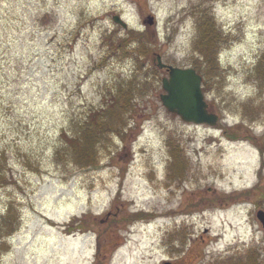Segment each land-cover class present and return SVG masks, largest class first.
<instances>
[{"label": "rangeland", "instance_id": "obj_1", "mask_svg": "<svg viewBox=\"0 0 264 264\" xmlns=\"http://www.w3.org/2000/svg\"><path fill=\"white\" fill-rule=\"evenodd\" d=\"M157 52L215 124L164 107ZM259 211L264 0H0V264H264Z\"/></svg>", "mask_w": 264, "mask_h": 264}, {"label": "water", "instance_id": "obj_2", "mask_svg": "<svg viewBox=\"0 0 264 264\" xmlns=\"http://www.w3.org/2000/svg\"><path fill=\"white\" fill-rule=\"evenodd\" d=\"M113 20L126 27V23L119 16L113 15ZM148 21L152 22L151 16ZM155 61L158 67H166L168 70V77L162 78L161 85L165 90L160 95L164 107L176 112L184 120L214 124L217 115L207 111V103L201 90V76L193 68H181L163 63L159 54H156ZM256 216H259L264 226V212L259 211ZM164 264L171 263L169 261Z\"/></svg>", "mask_w": 264, "mask_h": 264}, {"label": "trees", "instance_id": "obj_3", "mask_svg": "<svg viewBox=\"0 0 264 264\" xmlns=\"http://www.w3.org/2000/svg\"><path fill=\"white\" fill-rule=\"evenodd\" d=\"M200 23H202V20H201V22ZM200 28H201V24H200ZM205 28V29H204ZM201 30H203V34H202V39H204V38H206V39H208L207 41H205L204 42V40H203V42H200L201 44H202V46H204L206 49H210V48H212L213 46H214V40L211 38V37H209L208 36V33H207V30H208V26H203V29H201ZM128 37L125 39L127 42H128ZM203 49V48H202ZM194 66L198 69V70H201V67H199V64H194ZM154 67V69H156V66H153ZM204 83H205V81H204ZM76 147H78L77 145H76ZM82 150H84V149H82ZM82 150H80L79 151V153L81 154V157H83L84 159H85V161H88V162H93L94 161V158H95V155H93V153L91 154V153H88L87 151H85L86 153H83L82 152Z\"/></svg>", "mask_w": 264, "mask_h": 264}]
</instances>
